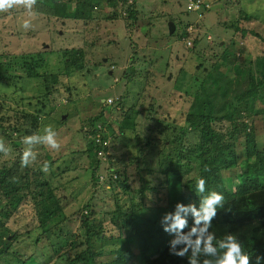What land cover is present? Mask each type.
<instances>
[{
    "label": "rangeland",
    "instance_id": "obj_1",
    "mask_svg": "<svg viewBox=\"0 0 264 264\" xmlns=\"http://www.w3.org/2000/svg\"><path fill=\"white\" fill-rule=\"evenodd\" d=\"M71 1L74 3L75 0ZM132 1L119 0L116 5H108L107 0L92 1L95 8L94 17L84 20L54 16L44 8L47 5L39 0H36L34 15L31 17L21 4L0 10V56L2 57L0 61L13 63L14 59H17L20 62L19 57L22 54L52 51L50 53L52 55H48L52 69L56 67L55 61L64 60L61 51L65 49H71L74 54L73 59L77 60V65L71 66V73L68 76L58 74L56 83L49 82L51 79L30 77L28 70L20 68L22 66H18L19 68L14 66L15 77L27 75L18 82L22 88L21 95L28 97L23 100L22 106V109L27 107L28 114L23 118L22 111L17 109L18 104L13 103L10 98L3 100L6 103L0 104L3 106V116L9 120L5 124L6 127L14 126L16 127L14 129L23 132H13L9 139L0 136V139L9 146V152L12 151L7 154L0 153V164L20 158L19 153L23 148L21 141L16 140L12 141L13 145L9 144L10 140L17 138V135L42 131L43 126L49 123L54 126L60 148L52 150L46 144L34 145L33 150L37 153V157L29 166L36 165L41 170L42 165L51 159L47 171H41L49 184L53 187V184L57 186L56 194L65 199L63 203L66 204L65 211L73 232H76L81 224L80 211L83 214L87 212L85 208L87 203L101 213L103 222L110 217L111 211L117 206L128 213L138 210L140 206L148 209L154 205L162 207L166 201V184H163L166 177L160 174L159 170L150 174L148 168L156 165L157 169H161L158 164L167 163L162 160V156L165 155L164 140L174 139L181 134L192 142L196 140L193 137L198 134L197 130L189 129L190 122L197 117L192 118L195 111H189L192 96L191 91L185 93V89H189L193 76L189 82L187 76L193 71H198L200 74H206V84L213 87V90L223 86L232 89L233 83L227 78H222L219 73L220 70H224L225 64L236 62L235 54L238 55V51L244 55L243 57L249 55L251 59L257 56L264 57V42L258 37L264 36V0H219L218 2L208 0L210 8L202 16L187 10V0H136L133 4ZM131 10L134 14H131ZM147 16L154 17L153 20L156 21L159 29L154 31V33L160 32L156 42L147 33L151 30L150 26L147 24L142 26L146 19H150ZM25 19H31V26L27 29L21 26ZM168 21L176 23V30L175 26L173 27L174 35L169 34ZM187 23L193 25L195 34L200 33L203 37L202 44L195 50L188 47L185 38L182 37ZM235 25L239 30H236ZM140 28L144 34L139 33ZM253 33H257L258 36ZM191 34L195 35L193 32ZM207 36L210 39H207ZM224 44H227L226 50L231 51L227 50L223 53ZM194 54L196 56L199 54L196 65L192 63ZM187 57L189 63L186 64L191 67L184 70L182 63ZM199 62H203V69L196 67ZM58 65L63 66L61 63ZM3 69L0 68V72H3ZM120 71L124 73L120 75ZM179 71L181 74L177 76ZM182 71L186 76L182 77ZM169 72L173 73L170 81L162 77ZM39 74L43 73L39 72ZM141 74L143 79L147 77L149 80H154L152 86L147 88L144 86L145 80L143 84L137 80ZM48 76L50 78V75ZM127 79L130 82L137 81L135 85H140L135 87L132 93L137 91V103L141 100L139 108L145 106L146 109H142L144 116L153 114L156 120L161 121L153 123L152 126L148 125L149 130H146L145 126L141 136L129 142L130 150L125 148V143L124 145L116 139L111 140L112 149L108 152L110 159H104L102 156L104 163L96 172L97 178L92 181L89 174H85L90 164L89 158L85 154L80 155L88 142L86 136L90 130L88 119L95 116L102 108L104 114L106 112L110 115L109 120L114 121L117 116L121 117L124 113L118 107L121 98L125 99V95H131L132 90L130 88L129 93L126 92L127 84L130 85ZM157 93L162 94L157 95ZM131 96L128 105L131 103ZM153 97L155 98L150 100ZM103 99L107 103L111 100L113 102L106 104ZM38 108L42 111L40 118L35 120L33 114ZM126 110L127 108L124 111ZM190 112L193 113L191 120ZM257 118L253 123V130L257 144L262 148L264 128L261 119ZM143 120L144 117L141 116L139 122ZM227 124L224 122L221 127L218 122L212 124V129L219 134L220 139H228L224 135L229 128ZM182 128H185V133H182ZM239 130L236 127V130L232 131L238 135ZM146 138L153 143L151 154H148L149 149L141 146ZM238 146L241 148L240 144ZM137 150L140 151L139 154ZM139 155L143 158L141 159ZM137 158L146 163L141 165L144 169L138 166L141 171H137ZM197 173L199 172L196 162L193 171L184 174L179 182L171 180L172 191ZM126 177L129 178L128 183L131 188L140 185L141 177L145 179L148 187L145 193L142 195L136 191L126 192L121 183ZM154 186L157 188L152 190ZM163 209H157L156 212ZM37 223L35 210L30 203H26L6 225L11 230L24 234L26 231H31ZM119 240L112 239L108 242V246L114 248ZM23 241L26 242L25 239ZM98 243L100 241L95 240L93 248H97Z\"/></svg>",
    "mask_w": 264,
    "mask_h": 264
},
{
    "label": "trees",
    "instance_id": "obj_2",
    "mask_svg": "<svg viewBox=\"0 0 264 264\" xmlns=\"http://www.w3.org/2000/svg\"><path fill=\"white\" fill-rule=\"evenodd\" d=\"M39 1L47 5L44 8L54 16L82 20L93 18L95 8L92 1L100 2V0H75L74 3L71 0ZM118 1L107 0L108 5H116ZM135 1L133 0L132 4ZM131 14H134L133 10ZM189 24H186L182 37L189 40L188 47L195 50L202 44L203 37L200 33L191 34L187 30ZM152 25L155 26V29H151L152 33L159 30L156 23ZM235 28L239 30L236 25ZM253 34L258 36L257 33ZM258 37L264 42V36ZM226 45L222 47L223 53L229 50H226ZM51 52L22 54L19 57L20 62L17 59H14L13 63L0 61V68H4L3 72H0V104L6 103L3 100L10 98L13 103L18 104L17 109L22 111L23 118L28 114L26 106L22 109L23 100L28 97L21 95L22 88L18 82L27 75L15 77L14 66L15 68L22 66L20 68L28 70L30 77L51 79L49 82L56 83L58 74L68 76L71 73V66L77 65V60L73 59V51L65 49L61 51L64 60L55 61L56 67L51 69L48 56L52 55ZM198 55L192 60L195 65L199 61ZM243 56L238 51V55L235 54L236 62L225 64L224 70L219 71L222 78H227L233 83L232 89L223 86L213 90V87L206 84V74H200L198 71H193L187 76L188 82L193 76L185 93L191 91L192 101L189 111H195L194 116L192 112L189 113V119L191 120L192 116V118L197 117L190 122L189 129L197 130L198 134L193 137L196 140L192 142L181 134L174 139L164 140L165 155L162 156V160L167 163L160 162L158 166L161 169H157L156 165H153L154 169L148 168L150 174L159 170L160 174L166 177L165 183L163 181V184H166V201L162 207L154 205L148 209L140 206L138 210L128 213L117 206L111 211L110 217L103 222L101 213L87 203L85 205L87 212L83 214L80 211L81 224L78 230L73 232L65 211L66 204L63 203L65 199L56 194L57 186L53 184V187L49 184L39 167L23 166L18 157L15 161L0 164V264H187L186 257L168 254L167 241L171 237L162 231L158 221L160 215L165 210H171L177 200L188 203L198 199L193 191L195 180L199 176L205 178L206 189H214L222 193L225 198L222 207L218 208L213 229L218 235L228 231L233 232L240 238L244 250L248 253L250 264H264V144L259 148L253 130V123L257 121V117L261 119L264 128V57L257 56L251 59L249 55ZM186 62L188 57L182 63L184 70L191 67L187 65L189 62L187 64ZM59 63L63 66L60 67ZM196 67L203 69V62H199ZM123 73L124 71H120V75ZM180 74L179 71L176 75ZM151 75L154 78L152 71ZM172 75L173 73L169 72L162 77L170 81ZM184 76L186 73L182 71V77ZM137 80L142 84L145 80L144 86L147 88L154 82L147 77L143 79L142 74ZM127 81L130 85L127 84L126 92L129 93V89L132 88V96L125 95V99L121 98L118 107L124 114L122 113L120 118L117 116L114 121L109 120L110 115L106 112L104 114L102 108L95 116L88 119L90 130L88 135L85 133L88 142L80 155L85 154L89 158L90 164L85 174H89L92 181L97 178L96 172L104 163L102 156L104 159H110L108 152L112 149L111 140L116 139L125 143V148L130 150L129 142L138 139L144 132L145 126L146 130H149L148 125L152 126L153 123L161 121L156 120L153 114L144 116L142 109H146L145 106L140 109L141 100L137 103V91L132 93L134 88L140 85H135L137 81L130 82L128 79ZM160 94L162 93H157ZM130 96L132 100L128 105ZM134 102L135 106L132 107ZM148 104L150 105L149 102ZM2 111L3 106L0 105L1 136L9 139L13 132L23 133L19 129H14L16 128L14 126L6 127L5 124L9 120L3 116ZM40 111L41 108L34 111L35 120L40 118ZM141 116L144 120L138 123L137 119L140 120ZM216 122L220 127L224 122L228 123L226 126L229 128L224 132L228 139H220L219 134L212 129V124ZM236 127L240 129L237 131L238 135L232 131L236 130ZM182 133H185V128H182ZM23 136L24 134L17 135L16 139L9 141V144L13 145L16 140L20 142ZM141 146L149 149L148 154H151L153 143L150 139L146 138ZM139 157L143 158L142 155ZM50 161L51 159H48V162ZM136 161L137 171H141L138 166L144 169L141 167L142 160L137 158ZM196 162L199 173L188 179L185 184H179L177 189L172 191L171 180L179 182L184 174L193 171ZM110 172H112L111 168ZM128 182V177L121 181L126 192L136 191L143 195L148 188L146 180L142 177L140 185L136 188H131ZM155 188L157 186L152 187V190ZM26 203H30L35 210L38 223L31 231L20 234L11 230L6 224ZM161 208L164 209L156 212ZM112 239H120L114 248L108 246V242ZM95 240L100 241L97 248H93Z\"/></svg>",
    "mask_w": 264,
    "mask_h": 264
},
{
    "label": "clouds",
    "instance_id": "obj_3",
    "mask_svg": "<svg viewBox=\"0 0 264 264\" xmlns=\"http://www.w3.org/2000/svg\"><path fill=\"white\" fill-rule=\"evenodd\" d=\"M35 3L36 0H0V10L21 4L31 17L34 15ZM186 8L202 16L209 10L210 4L207 0H187ZM168 22L169 31L171 28L173 31L174 26L176 29V23ZM21 26L25 29L29 28L31 19L23 20ZM187 30L195 33L192 24L188 25ZM207 39L210 37L207 36ZM189 43V40H186L187 46ZM112 102L111 100L105 103L111 104ZM21 144L23 148L19 156L23 166H28L36 160L37 153L33 150L36 144H46L52 150L60 148L57 132L50 123L45 124L42 131L24 135L21 138ZM9 150V146L0 139V153L7 154ZM47 169L48 162H45L41 170L47 171ZM205 185V178L199 176L195 180L193 191L198 199L188 203L177 200L171 210H165L160 215L158 221L160 228L171 237L167 241L168 254L181 258L186 257L187 264H250V257L237 235L229 231L218 235L213 229V221L217 216L218 208L222 207L225 198L222 193L214 189H206Z\"/></svg>",
    "mask_w": 264,
    "mask_h": 264
},
{
    "label": "crops",
    "instance_id": "obj_4",
    "mask_svg": "<svg viewBox=\"0 0 264 264\" xmlns=\"http://www.w3.org/2000/svg\"><path fill=\"white\" fill-rule=\"evenodd\" d=\"M208 1V0H207ZM219 0H212V2H218ZM209 2V1H208ZM209 4H210V2H209ZM172 18V17H171ZM170 18V19H171ZM156 21H154V20H152V19H146L145 20V23H143L142 24V26L143 25H145V24H147V25H149L150 26V29H155V26H153L152 24L153 23H155ZM197 23V22H196ZM198 24V23H197ZM219 25V24H218ZM141 26V27H142ZM176 30V29H175ZM175 30L174 31H172V32H170L169 31V34L171 35V33H174L175 32ZM139 33L140 34H144L143 32H141V28H140V30H139ZM150 36H151V38L154 40V42H156L158 39H159V37H160V32H158V33H152V30H150L149 32H147ZM220 44H222V42H220ZM106 96V95H105ZM103 100H105V99H103ZM133 106H135V102H134V105ZM143 111V110H142ZM124 114V113H123ZM137 122H139V119H137Z\"/></svg>",
    "mask_w": 264,
    "mask_h": 264
},
{
    "label": "water",
    "instance_id": "obj_5",
    "mask_svg": "<svg viewBox=\"0 0 264 264\" xmlns=\"http://www.w3.org/2000/svg\"><path fill=\"white\" fill-rule=\"evenodd\" d=\"M170 31H172V28H171V30Z\"/></svg>",
    "mask_w": 264,
    "mask_h": 264
},
{
    "label": "built area",
    "instance_id": "obj_6",
    "mask_svg": "<svg viewBox=\"0 0 264 264\" xmlns=\"http://www.w3.org/2000/svg\"><path fill=\"white\" fill-rule=\"evenodd\" d=\"M199 2V1H198Z\"/></svg>",
    "mask_w": 264,
    "mask_h": 264
}]
</instances>
